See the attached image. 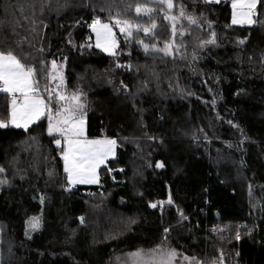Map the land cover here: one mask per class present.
Segmentation results:
<instances>
[{"label":"trees","instance_id":"16d2710c","mask_svg":"<svg viewBox=\"0 0 264 264\" xmlns=\"http://www.w3.org/2000/svg\"><path fill=\"white\" fill-rule=\"evenodd\" d=\"M257 1L254 23L236 26L233 0H173L172 9L153 0H43V11L41 0H0V51L37 66L42 94L56 60L66 96L81 94L88 137L116 140L100 184L71 189L48 117L26 130L0 128V179L8 181L0 186V264H113L158 245L201 264L221 253L264 264V0ZM168 15L177 17L175 34ZM189 15L199 23L189 25ZM95 17L114 25L113 56L95 47ZM115 20L133 25L132 36ZM213 31L216 44L200 46ZM141 40L173 44V55H146ZM12 100L0 92L8 124ZM169 194L172 205L150 207ZM32 217L40 227L30 234ZM227 222L249 230L239 240L211 230Z\"/></svg>","mask_w":264,"mask_h":264},{"label":"snow or ice","instance_id":"6c2138e0","mask_svg":"<svg viewBox=\"0 0 264 264\" xmlns=\"http://www.w3.org/2000/svg\"><path fill=\"white\" fill-rule=\"evenodd\" d=\"M153 2L157 5L166 4L168 9H172L174 7L173 0H153ZM210 2H212V0H205V3ZM215 2L219 3V0H215ZM239 2L242 6L247 7L248 12L241 13V15L244 17L242 20H238L236 14L234 13L232 23L235 24L246 22L248 24H253L254 21L250 18V16L251 10L256 7L257 0H246V3L245 0H239ZM32 7L35 8L36 6L32 5ZM44 7L45 5L43 0H41L40 10L43 11ZM233 7H237V0H234ZM142 10L145 13H151L153 11V9L147 7L141 9L140 6H136L135 8L137 13H140ZM179 15L181 17L185 16V6L183 4L180 5ZM111 18L112 17L110 16V19ZM166 19L173 21L172 31L173 34H175V21L177 17L168 15L166 16ZM187 19L189 25H191L198 24L200 18L189 15ZM116 26H119L120 32L124 33L126 37L132 36V25L129 24L127 20H117ZM89 27L92 28V31L96 33V47L102 48L105 52L115 55L113 49L118 45L114 38V25L111 23H102L99 17H95ZM151 27H155V25L152 24ZM181 27H183V25ZM209 27H211L210 24ZM137 28L146 34H148L150 31L149 27L137 26ZM181 35H183V33H181ZM211 37L212 39L208 41H201L200 46H203L205 43L215 45L216 33L214 31L211 32ZM138 43L142 46L146 55H151L157 52L163 53L165 56L173 55L171 51L173 44L165 43L163 48H157L155 44L149 45L144 43L142 40L138 41ZM240 43H244V41L241 40ZM178 47L179 46H177V48ZM40 51H43V49H40ZM129 55H131V53H129ZM180 58L185 59L186 57L182 54ZM192 59L195 60L198 59V57L193 54ZM63 60L66 61L67 57H64ZM43 63V61H37V64ZM117 66L119 67L120 65ZM129 67L131 66L129 65ZM57 68V61L52 60L50 70L51 78L53 80L59 79L61 83H63V75L57 73ZM37 71L38 68L36 65L22 63L16 55L12 54L11 50L7 51V53L0 51V91L13 94L12 111L10 113L11 123L17 128L23 127L27 129L29 123H31L33 120L39 119L45 114V111L47 110L49 115V134L56 132L66 139L67 149L63 151L62 155L65 162L64 171L67 173L69 185H74L77 183H98L96 169L104 162L108 155L114 152L116 140H89L87 138H80L84 137V119L82 111L84 105L80 100L81 94L79 91L73 92L69 96L61 93L56 94L59 98V101H62L63 104L61 105L60 109L61 114L55 119L54 122V118L51 115L52 110L49 108V104L46 103L45 100L40 97V95H38L39 88L38 81L36 80ZM39 71L44 72L48 70L46 68H40ZM123 87L127 88V85H123ZM16 93H20L22 96V101L20 102L19 106L17 105V100L15 98ZM32 93L37 94L33 95ZM49 95L51 96L52 94L50 93ZM78 111L81 113L79 116L76 115ZM229 123H231V121ZM6 127H8V123L4 120H0V128ZM54 142L58 146L61 145V139H55ZM13 162H15V158ZM241 163H243V161H241ZM163 166L164 165L162 162L157 163L156 165V167ZM5 171V168L0 166V174L5 173ZM49 175L51 176L52 173L50 172ZM7 183L8 181L6 179H0V186H3ZM249 188L251 190V185ZM167 202L168 204L173 203L171 194H169ZM41 203H43V197H41ZM159 203L161 205L163 204V202ZM150 207L155 209L158 207V204L150 203ZM179 214L182 220L187 219L182 211H180ZM80 222H84V217H80ZM28 224L31 230L38 229L40 227V218L32 217L28 221ZM170 231L171 229L169 227H165L163 229L165 234L170 233ZM236 239H240L239 234H237ZM177 255L178 254L175 249L165 248L162 245H158L156 248L151 250L138 249L136 252L129 253L128 257L131 259V264H176ZM236 255L239 256V253L237 252ZM182 259L186 262V264H200V262L194 257L189 258L187 256H182Z\"/></svg>","mask_w":264,"mask_h":264},{"label":"rangeland","instance_id":"374dc122","mask_svg":"<svg viewBox=\"0 0 264 264\" xmlns=\"http://www.w3.org/2000/svg\"><path fill=\"white\" fill-rule=\"evenodd\" d=\"M233 3H234V0L232 2V7H233ZM245 3H246V0H245ZM258 3V1H257ZM257 5V4H256ZM233 10H234V13L236 14L237 16V19L238 20H242L244 19V17L241 15V13H244V12H248V9L246 6H242L241 3L239 2V0H237V7H233ZM234 15V14H233ZM250 18L254 21L252 15L250 16ZM116 21L115 20V26H116ZM130 24V23H129ZM233 25H236V26H249V25H252V24H248L246 22L244 23H235ZM116 28L119 30V26H116ZM134 30V26L132 25V29L131 31ZM120 31V30H119ZM114 33V31H113ZM122 33V32H120ZM123 35H125L124 33H122ZM92 35H93V40H94V44L96 45V41H97V37H96V34L95 32L92 31ZM114 38H115V33H114ZM116 40V39H115ZM101 49L102 51H104L102 48H99ZM117 49L114 48L113 51L115 52ZM105 52V51H104ZM105 53H109V52H105ZM57 73L58 74H62L63 75V83H61V81L59 79H55L53 80L51 77H50V88L47 89V92L48 94H52L51 95V99H53L54 101V104L56 105V109H53V108H50L52 111H51V115L53 116L54 118V122H55V119L59 117V115L61 114L60 113V105L63 104L62 101H59V98L58 96L56 95L57 93H61V94H64L66 95V93L64 92V82H65V78H64V68L62 66H59L58 65V68H57ZM56 99H55V98ZM78 113H80L79 111L76 113V115H78ZM47 115H48V112H47ZM47 117V116H46ZM84 119V118H83ZM48 120H49V115H48ZM31 127V126H30ZM51 135L53 136H57L59 139H61V143L63 144L64 146V137H62L59 133H56V132H53ZM88 135L86 133V120L84 119V137H80V138H87ZM87 139L89 140H97L98 138H90L88 137ZM102 140V139H101ZM116 148V146H115ZM114 148V149H115ZM65 149V147H64ZM114 156V155H113ZM106 161V160H105ZM105 162H103L104 164ZM97 172V171H96ZM97 177H98V183L97 184H100V176L98 175V173H96ZM71 189H74V187L72 186ZM39 229V228H38ZM38 229H35V230H30V234L31 233H34L35 231H37ZM165 248H171L169 247L168 245H164ZM172 249V248H171ZM133 252H136V251H131V252H128V253H125L123 255H120V256H117L114 258V261H113V264H131V259L128 257V254L129 253H133ZM177 252V257H176V264H186V262L182 259V254H180L178 251Z\"/></svg>","mask_w":264,"mask_h":264},{"label":"crops","instance_id":"0c3cea01","mask_svg":"<svg viewBox=\"0 0 264 264\" xmlns=\"http://www.w3.org/2000/svg\"><path fill=\"white\" fill-rule=\"evenodd\" d=\"M257 6V5H256ZM233 8V7H232ZM255 9H256V7L254 8V9H252L251 10V15H252V17L254 16V13H255ZM233 14H234V10H233ZM96 34V33H95ZM95 47H96V45H95ZM97 49H99L98 47H96ZM99 50H101V49H99ZM102 51V50H101ZM102 52H104V51H102ZM105 53V52H104ZM106 55H109V56H113V54H110V53H105ZM1 93H3L4 95H8V96H10L12 99H13V94H11V93H5V92H1ZM33 95H36L37 93H32ZM38 95H40V97L42 98V99H44L45 100V102L46 103H48V104H50L49 102H50V99H51V96L48 94V92L47 93H45V94H42V93H38ZM46 95H49V98L47 99V97H46ZM15 98H16V100H17V105L19 106V104H20V102L22 101V96H21V94L20 93H16L15 94ZM11 111H12V104H11V107H10V113H11ZM47 110L45 111V114L44 115H42L39 119H36V120H33L31 123H29L28 124V127H27V129L28 128H30V126H32V125H34L35 123H37V122H39L40 120H42V119H44L46 116L48 117V115H47ZM84 118V117H83ZM85 119V118H84ZM86 120V119H85ZM9 126H11V127H13V128H15V129H21V130H26L25 128H23V127H20V128H17L15 125H13L12 123H11V117H10V121H9V124H8ZM49 133V132H48ZM86 133H87V128H86ZM51 135V134H50ZM88 135V134H87ZM53 136V135H52ZM88 138V137H87ZM81 139H83V138H81ZM98 139H111V138H105V137H103V138H98ZM64 147H65V149H64V151L67 149V143H66V139L64 138ZM114 155V156H113ZM116 158V148L114 149V152L112 153V154H110V155H108L106 158H105V160H104V164L102 163V164H100L98 167H97V169H96V173H98V175H99V170L102 168V167H104V166H108L107 164H108V162L110 161V160H114ZM64 164H65V162H64ZM66 176H67V173H66ZM97 185H99V184H97V183H91V184H80V183H77V184H74V185H70L71 187L73 186L74 187V189L75 188H77V187H80V186H85V187H87V186H97Z\"/></svg>","mask_w":264,"mask_h":264},{"label":"built area","instance_id":"2783aa9c","mask_svg":"<svg viewBox=\"0 0 264 264\" xmlns=\"http://www.w3.org/2000/svg\"><path fill=\"white\" fill-rule=\"evenodd\" d=\"M3 92V91H0ZM47 99L49 98V95H46ZM164 204H158V207H160V209L162 210ZM211 230L214 233L217 234H228L232 231L236 232L237 234H239V236H241L242 234H245L248 230V224L246 223H232V222H227V223H217L215 226L211 227ZM201 264V261H199ZM213 264H248L245 261H242L238 258H233L230 256H227L225 254L222 253V258H221V254H219V256L213 261Z\"/></svg>","mask_w":264,"mask_h":264},{"label":"water","instance_id":"95a60500","mask_svg":"<svg viewBox=\"0 0 264 264\" xmlns=\"http://www.w3.org/2000/svg\"><path fill=\"white\" fill-rule=\"evenodd\" d=\"M167 201H168V199H167L165 202H163L164 206H170V205H172V204H173V203H172V204H168V202H167Z\"/></svg>","mask_w":264,"mask_h":264}]
</instances>
